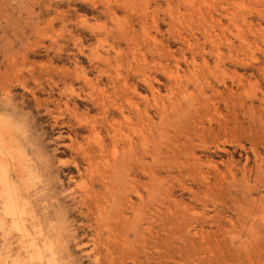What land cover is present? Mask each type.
Returning a JSON list of instances; mask_svg holds the SVG:
<instances>
[{
    "label": "rangeland",
    "instance_id": "1",
    "mask_svg": "<svg viewBox=\"0 0 264 264\" xmlns=\"http://www.w3.org/2000/svg\"><path fill=\"white\" fill-rule=\"evenodd\" d=\"M0 195L59 264H264V0H0Z\"/></svg>",
    "mask_w": 264,
    "mask_h": 264
},
{
    "label": "clouds",
    "instance_id": "2",
    "mask_svg": "<svg viewBox=\"0 0 264 264\" xmlns=\"http://www.w3.org/2000/svg\"><path fill=\"white\" fill-rule=\"evenodd\" d=\"M31 230V229H30ZM40 228H35L37 236ZM0 264H59L51 250L43 244H25L8 234L0 235Z\"/></svg>",
    "mask_w": 264,
    "mask_h": 264
},
{
    "label": "bare ground",
    "instance_id": "3",
    "mask_svg": "<svg viewBox=\"0 0 264 264\" xmlns=\"http://www.w3.org/2000/svg\"><path fill=\"white\" fill-rule=\"evenodd\" d=\"M6 156V155H5ZM7 157H8V155H7ZM6 168V167H5ZM4 168V169H5ZM6 172V171H5ZM11 177V176H10ZM9 181V180H8ZM10 182V181H9ZM10 184V183H9ZM12 192V191H11ZM1 196V195H0ZM6 196H8L7 194H6ZM10 201V200H9ZM11 201H13V200H11ZM4 205V204H3ZM8 205V204H7ZM4 209V208H3ZM16 211V210H15ZM8 212V211H7ZM8 214V213H7Z\"/></svg>",
    "mask_w": 264,
    "mask_h": 264
}]
</instances>
